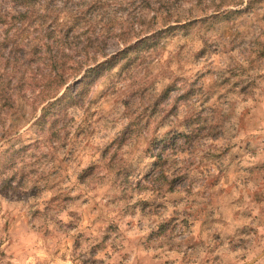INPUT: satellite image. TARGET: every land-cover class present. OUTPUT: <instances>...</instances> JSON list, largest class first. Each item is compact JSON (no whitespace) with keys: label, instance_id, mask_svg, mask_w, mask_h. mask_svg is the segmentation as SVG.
Wrapping results in <instances>:
<instances>
[{"label":"rangeland","instance_id":"obj_1","mask_svg":"<svg viewBox=\"0 0 264 264\" xmlns=\"http://www.w3.org/2000/svg\"><path fill=\"white\" fill-rule=\"evenodd\" d=\"M0 264H264V0H0Z\"/></svg>","mask_w":264,"mask_h":264}]
</instances>
